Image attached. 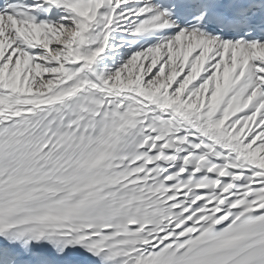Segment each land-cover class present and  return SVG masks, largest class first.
<instances>
[{
    "label": "snow or ice",
    "instance_id": "1",
    "mask_svg": "<svg viewBox=\"0 0 264 264\" xmlns=\"http://www.w3.org/2000/svg\"><path fill=\"white\" fill-rule=\"evenodd\" d=\"M0 264H264V0H0Z\"/></svg>",
    "mask_w": 264,
    "mask_h": 264
}]
</instances>
